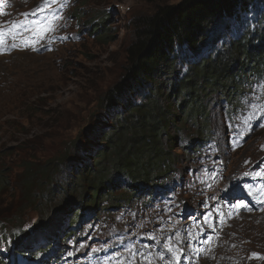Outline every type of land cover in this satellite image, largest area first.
I'll return each mask as SVG.
<instances>
[{"label": "rangeland", "instance_id": "374dc122", "mask_svg": "<svg viewBox=\"0 0 264 264\" xmlns=\"http://www.w3.org/2000/svg\"><path fill=\"white\" fill-rule=\"evenodd\" d=\"M38 1L10 0L5 17L33 8ZM181 1L69 0L55 23V31L43 39V45L52 44L48 51L38 54L24 49L0 56V179L8 178L11 185L0 196V216L6 226L18 227L29 234L38 232L36 237L49 233L58 236L57 240L41 245V249L52 245L49 249L35 250L38 253L32 257L35 259L32 264H84L89 255L109 249L111 257H120L127 264H167L168 260L175 259L171 244L188 243L189 234L185 231L189 227L182 216V205L202 207L204 198L221 194L225 187H236L241 177L251 174L264 161L263 117L255 110V115H248L242 125L237 122L251 112L239 113L240 117L231 116L229 120L226 96L215 91L210 103L208 97L203 100L208 108L209 131L215 135L213 143L195 152L183 151L186 139L196 138L190 141L195 145L200 142L196 133L203 125L197 126L189 118L185 125L176 123V127L184 126L175 149L179 156L176 157L177 173L171 180L173 190L178 191L174 200L155 202L144 194L108 209L105 197L91 204L87 196L69 193L63 198L51 199L48 204L22 208L17 197L22 192L21 186L15 177L24 173L27 160L13 149L24 146L22 151L30 153L29 160L37 166L61 158L70 141L82 137L84 129L91 127L96 115L98 118L101 98L119 80L126 49L135 39L136 18L154 13L161 4ZM76 12L86 17L79 22L74 16ZM108 14L104 27L109 37L101 38L104 31L91 35L94 28L91 30V25L83 21ZM53 36L57 38L54 40ZM244 61L250 64L248 59ZM255 117L262 118V122L252 129L249 121ZM176 127L171 128L172 135L178 131ZM236 128L242 129L247 139L241 147L233 149L236 142L231 140ZM66 177L64 174L62 178L65 184ZM80 208L82 211L78 213ZM76 216L80 220L70 224ZM166 231L169 232L167 241ZM30 244L28 239L14 242L7 237L3 242L0 237L3 256L10 251V257L13 248L24 255V248ZM116 246L121 247L116 251L113 249ZM190 252L195 253L191 249ZM15 256L18 263L21 255ZM8 257H1L0 264L16 262ZM197 264H264V211L232 218L221 229L208 256Z\"/></svg>", "mask_w": 264, "mask_h": 264}, {"label": "trees", "instance_id": "16d2710c", "mask_svg": "<svg viewBox=\"0 0 264 264\" xmlns=\"http://www.w3.org/2000/svg\"><path fill=\"white\" fill-rule=\"evenodd\" d=\"M74 16L79 22L86 17L81 12ZM109 17L95 15L83 22L94 28L91 35L104 31L101 38H108L104 25ZM134 35L119 80L101 98L98 118L82 137L70 141L61 158L37 166L29 160L30 153L22 151L24 146L13 149L27 160L24 173L15 177L21 186L17 197L22 208L48 204L69 193L87 196L91 204L105 197L108 209L129 203L154 192L177 172V139L188 118L197 126L202 123L196 133L201 143L194 146L190 141L196 138H189L183 151L195 152L213 139L205 98L210 103L215 91L226 96L229 118L264 103V0L161 4L154 13L136 18ZM176 123L184 125L176 127ZM173 126L178 130L174 135ZM10 186L8 178H1L0 196ZM75 220L80 216L71 224ZM4 221L1 215L3 242L7 237L14 242L28 239L29 247H35L26 252L34 255L42 243L38 232L25 233Z\"/></svg>", "mask_w": 264, "mask_h": 264}, {"label": "snow or ice", "instance_id": "6c2138e0", "mask_svg": "<svg viewBox=\"0 0 264 264\" xmlns=\"http://www.w3.org/2000/svg\"><path fill=\"white\" fill-rule=\"evenodd\" d=\"M55 2L56 0H43L42 5L39 6V10L43 11L44 9L49 8V6ZM56 19H58V17L56 16L55 10H52L51 17L45 16V19L39 22L38 30L36 31L35 35L32 38L21 40L23 47L26 48L29 46H34L36 43H39L40 40L45 39L47 33L54 32L56 29V24H55ZM8 35H13V34L12 33L5 34L4 32L0 31V53L8 52L21 47V44H18L16 42L8 44L7 43ZM15 35H20V34L16 33ZM15 35H13V41H15ZM262 107H264V105H262ZM245 175H247V173H245ZM259 194L261 196H264V185H262L261 188L259 189ZM261 202L264 203V201ZM172 251L173 249L169 248V252ZM253 256L260 258L256 253H253Z\"/></svg>", "mask_w": 264, "mask_h": 264}, {"label": "bare ground", "instance_id": "6f19581e", "mask_svg": "<svg viewBox=\"0 0 264 264\" xmlns=\"http://www.w3.org/2000/svg\"><path fill=\"white\" fill-rule=\"evenodd\" d=\"M147 251V250H146ZM155 252V251H154ZM156 256V255H155ZM142 258V257H141ZM147 259V258H146ZM151 259H152V257H151ZM156 259V258H155ZM161 260V259H160ZM143 261V260H142ZM148 261V260H147ZM157 262V261H156ZM161 262V261H160ZM166 262V261H165ZM138 263V262H137ZM143 263V262H142ZM141 264V263H140Z\"/></svg>", "mask_w": 264, "mask_h": 264}]
</instances>
